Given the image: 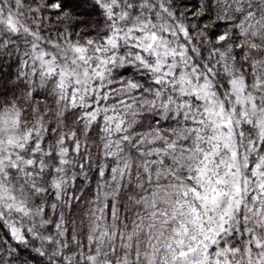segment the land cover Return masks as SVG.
Segmentation results:
<instances>
[{"label": "snow or ice", "instance_id": "snow-or-ice-1", "mask_svg": "<svg viewBox=\"0 0 264 264\" xmlns=\"http://www.w3.org/2000/svg\"><path fill=\"white\" fill-rule=\"evenodd\" d=\"M0 264H264V0H0Z\"/></svg>", "mask_w": 264, "mask_h": 264}]
</instances>
